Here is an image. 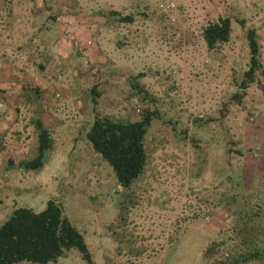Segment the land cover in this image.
<instances>
[{
    "label": "rangeland",
    "instance_id": "1",
    "mask_svg": "<svg viewBox=\"0 0 264 264\" xmlns=\"http://www.w3.org/2000/svg\"><path fill=\"white\" fill-rule=\"evenodd\" d=\"M161 1L0 0V225L57 200L93 264H264V73L232 100L249 30L264 68V0ZM219 17L229 40L210 49ZM144 114L146 165L125 186L86 132ZM36 120L52 144L30 169ZM15 264L88 262L72 247Z\"/></svg>",
    "mask_w": 264,
    "mask_h": 264
},
{
    "label": "trees",
    "instance_id": "2",
    "mask_svg": "<svg viewBox=\"0 0 264 264\" xmlns=\"http://www.w3.org/2000/svg\"><path fill=\"white\" fill-rule=\"evenodd\" d=\"M132 18L128 15L121 20L132 21ZM230 29L228 17H219L217 21L208 23L202 29L206 46L212 49L228 41ZM248 40L250 68L239 85L240 91L232 95L235 101L243 98L245 89L254 81L256 70L264 73L258 60L259 46L253 29L248 31ZM150 118V114H144L136 121L119 122L107 116H99L95 117L86 132L90 148L109 163L118 180L125 186H129L145 168L144 139ZM35 127L38 131L37 155L24 162L30 169L43 166V154L52 144L50 134L40 120L35 121ZM72 247L78 249L88 264H93L82 233L64 215L57 200H48L39 212L27 207L15 208L11 216L0 225V264H15L22 260L47 263L64 255Z\"/></svg>",
    "mask_w": 264,
    "mask_h": 264
},
{
    "label": "built area",
    "instance_id": "3",
    "mask_svg": "<svg viewBox=\"0 0 264 264\" xmlns=\"http://www.w3.org/2000/svg\"><path fill=\"white\" fill-rule=\"evenodd\" d=\"M159 8H161L165 12H168L174 10L175 4L173 0H162L159 4Z\"/></svg>",
    "mask_w": 264,
    "mask_h": 264
},
{
    "label": "crops",
    "instance_id": "4",
    "mask_svg": "<svg viewBox=\"0 0 264 264\" xmlns=\"http://www.w3.org/2000/svg\"><path fill=\"white\" fill-rule=\"evenodd\" d=\"M33 132H34V139H36V136L38 135V131H37L35 125H34V128H33ZM37 144H38V141L36 139V142H35L36 149H37ZM16 147L20 149V146L19 145H17Z\"/></svg>",
    "mask_w": 264,
    "mask_h": 264
}]
</instances>
